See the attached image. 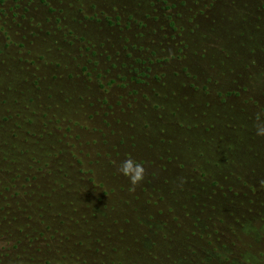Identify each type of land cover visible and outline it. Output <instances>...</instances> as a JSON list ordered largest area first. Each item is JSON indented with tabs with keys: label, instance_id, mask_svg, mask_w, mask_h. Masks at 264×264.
Returning <instances> with one entry per match:
<instances>
[{
	"label": "rangeland",
	"instance_id": "374dc122",
	"mask_svg": "<svg viewBox=\"0 0 264 264\" xmlns=\"http://www.w3.org/2000/svg\"><path fill=\"white\" fill-rule=\"evenodd\" d=\"M0 264H264V0H0Z\"/></svg>",
	"mask_w": 264,
	"mask_h": 264
},
{
	"label": "clouds",
	"instance_id": "9594fccd",
	"mask_svg": "<svg viewBox=\"0 0 264 264\" xmlns=\"http://www.w3.org/2000/svg\"><path fill=\"white\" fill-rule=\"evenodd\" d=\"M119 171L128 176L131 184L134 186L144 180L146 169L134 160L128 159L123 162V166L119 169Z\"/></svg>",
	"mask_w": 264,
	"mask_h": 264
}]
</instances>
